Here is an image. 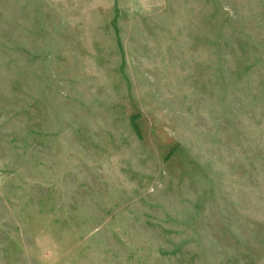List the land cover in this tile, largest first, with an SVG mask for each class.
Masks as SVG:
<instances>
[{
    "label": "rangeland",
    "instance_id": "obj_1",
    "mask_svg": "<svg viewBox=\"0 0 264 264\" xmlns=\"http://www.w3.org/2000/svg\"><path fill=\"white\" fill-rule=\"evenodd\" d=\"M0 264H264V0H0Z\"/></svg>",
    "mask_w": 264,
    "mask_h": 264
}]
</instances>
